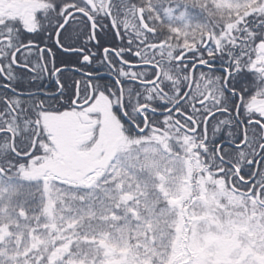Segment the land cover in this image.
<instances>
[{"label": "snow or ice", "instance_id": "6c2138e0", "mask_svg": "<svg viewBox=\"0 0 264 264\" xmlns=\"http://www.w3.org/2000/svg\"><path fill=\"white\" fill-rule=\"evenodd\" d=\"M0 264H264V0H0Z\"/></svg>", "mask_w": 264, "mask_h": 264}, {"label": "flooded vegetation", "instance_id": "af4514ba", "mask_svg": "<svg viewBox=\"0 0 264 264\" xmlns=\"http://www.w3.org/2000/svg\"><path fill=\"white\" fill-rule=\"evenodd\" d=\"M97 71H99L102 75H105V76H107V71H106V69H103V68H98L97 69ZM78 78V77H77ZM44 84H45V87L47 88L48 87V84H49V82L48 81H45L44 82Z\"/></svg>", "mask_w": 264, "mask_h": 264}, {"label": "trees", "instance_id": "16d2710c", "mask_svg": "<svg viewBox=\"0 0 264 264\" xmlns=\"http://www.w3.org/2000/svg\"><path fill=\"white\" fill-rule=\"evenodd\" d=\"M105 46H107V45H105Z\"/></svg>", "mask_w": 264, "mask_h": 264}]
</instances>
